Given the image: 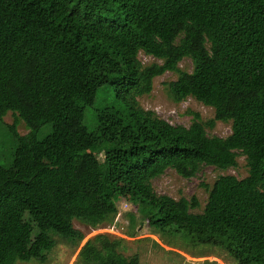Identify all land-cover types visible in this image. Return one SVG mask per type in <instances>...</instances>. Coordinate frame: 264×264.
I'll return each mask as SVG.
<instances>
[{
    "label": "trees",
    "instance_id": "16d2710c",
    "mask_svg": "<svg viewBox=\"0 0 264 264\" xmlns=\"http://www.w3.org/2000/svg\"><path fill=\"white\" fill-rule=\"evenodd\" d=\"M140 52L154 62L141 64ZM183 59L190 73L178 68ZM166 72L175 74L168 96L193 98L213 119L192 114L183 127L140 108L136 98ZM103 86L115 102L93 107ZM7 112L27 133L7 126L0 264L37 260L51 248L49 232L77 248L72 221L109 222L122 184L128 196H146L166 170L189 179L201 166L232 169L237 156L246 175L219 176L200 213H189L194 198L160 196L145 222L167 247L216 248L234 264L264 261V0H0V119ZM216 121L230 124L228 136L206 134ZM167 227L175 229L168 240L159 233ZM124 243L95 234L74 263L138 264L121 254Z\"/></svg>",
    "mask_w": 264,
    "mask_h": 264
},
{
    "label": "rangeland",
    "instance_id": "374dc122",
    "mask_svg": "<svg viewBox=\"0 0 264 264\" xmlns=\"http://www.w3.org/2000/svg\"><path fill=\"white\" fill-rule=\"evenodd\" d=\"M137 59L143 65H148L154 60L148 56L138 53ZM181 71L190 73L192 66L188 59H183L177 64ZM175 74L166 72L151 81V90L147 95L136 98V102L143 110L152 111L157 117L161 118L170 125H180L188 127L191 123L192 114H197L200 121L205 122L213 119V110L206 107L193 98L175 102L167 94L166 83L173 81ZM115 102L114 93L108 86H103L96 94L93 107L103 104H113ZM83 126L92 130L94 126L93 113L90 108H86L83 113ZM7 126H13L18 136L27 133L22 121L16 118L15 114L7 112L0 119V164L6 158L11 148V137ZM50 131L49 125L41 126L36 132V138L42 139ZM230 133V124L214 122L211 129H206L208 136L224 138ZM223 175H231L241 179L246 175L245 160L242 156H237L236 166L232 169L220 171L208 166H201L196 175L189 179H184L175 174L172 170H166L160 177L150 181L147 187V195L130 197L126 192V185H121V193L115 201V214L106 224L91 228L76 220L72 221V228L79 232L82 237L78 247L83 242L95 234L103 233L125 240L121 254L125 257L136 255L138 264H234L219 249L196 246L191 248L186 245L176 243L175 247L162 245L157 238L156 232L147 228L145 218L156 205L160 196H166L172 200L184 198L190 200L194 198L196 206L189 210L190 214L200 213L206 202L210 188L214 181ZM132 218H131V217ZM131 218V219H130ZM173 227H167L159 233L168 235L174 232ZM132 232V237L126 234ZM51 248L38 257L27 263L15 264H75L74 258L78 247L70 242L49 232ZM163 236V235H162ZM171 236V235H170ZM176 242V241H175ZM158 244L159 247L155 246ZM172 244V243H171ZM202 256L201 258H193ZM259 264H264L262 261Z\"/></svg>",
    "mask_w": 264,
    "mask_h": 264
}]
</instances>
